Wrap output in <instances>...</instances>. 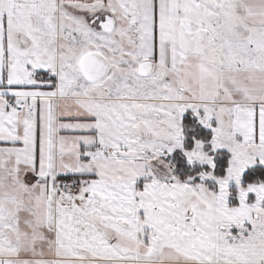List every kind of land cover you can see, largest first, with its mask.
Returning a JSON list of instances; mask_svg holds the SVG:
<instances>
[{"label": "snow or ice", "instance_id": "1", "mask_svg": "<svg viewBox=\"0 0 264 264\" xmlns=\"http://www.w3.org/2000/svg\"><path fill=\"white\" fill-rule=\"evenodd\" d=\"M0 264H264V0H0Z\"/></svg>", "mask_w": 264, "mask_h": 264}]
</instances>
